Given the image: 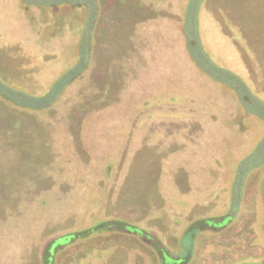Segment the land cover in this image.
I'll return each mask as SVG.
<instances>
[{
  "label": "rangeland",
  "instance_id": "1",
  "mask_svg": "<svg viewBox=\"0 0 264 264\" xmlns=\"http://www.w3.org/2000/svg\"><path fill=\"white\" fill-rule=\"evenodd\" d=\"M25 1L32 5H30V14L34 15L36 23L24 16L20 8V0H0V34L16 35L20 21L26 24L25 28L30 29L37 24L44 29L49 24H40V20L55 17L58 20L59 30H64L67 36L72 35L73 38L69 45L63 41L59 44L71 47L70 51L66 48L61 53L62 56L64 54L75 56L64 60L60 57L59 61H64L67 65L63 68L61 66L60 70L64 73L72 67L82 53L89 64L91 39L95 33L93 30L99 19L96 0H68L70 2L61 0L57 2L59 6L51 5L52 0ZM198 1L195 0L192 7H187L189 0L178 3L180 8L174 9L173 5L174 10L183 14V20L178 24L171 21L168 23L169 27L165 26L173 34L171 45L168 43L170 37L167 34L165 36L157 32L154 35L157 42L152 44L153 47L151 46L149 52L152 58L148 60V63H153L152 65L146 68H134L133 73L129 67L134 61L129 60V65L119 69L116 74L99 75L88 73L87 64L82 74L65 87L58 101L46 108L59 113L63 119L65 116L70 117V120L75 117L78 122L57 121L58 123L55 122L48 129L60 133L59 181L53 186L31 190L28 188L26 195L15 197L13 194L11 198L13 202H7L6 205H10L11 210L10 216L0 222V264H43V251L47 243L54 239L51 244V256L56 264H135L136 256H139L137 264H237L238 262L242 264L240 262L244 259H264V220L260 219L264 215V127L259 120H253L259 125L249 126L246 130L247 134L244 132L242 133L244 135L239 134L241 136L234 138H231L233 130L224 128L230 140L219 148L221 151L219 156L224 164V170L217 173L221 179L219 201H212L211 188H204L202 191V187H197L199 190H195L198 192L192 200L178 198L179 190L187 192L190 189L189 183L180 176V174L186 175L187 172L184 170L171 172L175 178L176 193L167 192L164 195L162 192L164 166L167 163H172V166L179 162L188 164L194 162L196 158L200 159V156L207 158L205 161H211L213 155L208 154L210 148L206 147L207 138L211 140L215 135L211 125L217 122L216 115L211 119V104L213 99L217 103L225 101L223 98L222 101L219 100L217 98L219 96L211 91L218 85L214 79H221L203 73V68L195 63L193 57H190L188 46L183 40L186 37V27L184 28L186 13L189 10L191 18L197 20L201 8ZM213 3L218 8L230 4V10L234 7L236 11L232 15V10L230 12L226 9L221 10V7L218 13L222 20H210V25H216L212 44L214 46L221 44L225 52H228L226 59L235 64L254 88L264 95V0H208L206 9L209 10V14H212ZM84 7H89L90 18L94 20L83 28L82 24L86 17ZM219 16L211 18L216 19ZM196 25L197 22H194V28ZM100 31L103 32L101 28L96 29V36L102 35ZM83 35L86 40L84 44ZM174 37L179 38L178 44L174 42ZM147 44L141 43V45ZM73 50H76V53ZM145 52L143 50V54L140 55L145 56ZM131 53L133 54L129 52V55ZM5 55L0 52V57ZM49 55L47 62L58 60ZM164 63H171V67L164 68ZM169 70L172 71L167 74ZM235 75L245 82L241 76ZM5 84L8 85L5 89L0 86V93L3 94L0 95L2 104L0 109L7 116L10 113L17 116L24 115L13 109L44 110L32 108L31 105L22 106L6 97L14 96L10 93L13 90L22 91L32 97L27 98L25 103L33 104L37 99L34 97H41L49 89L27 92ZM147 85L149 87L143 90ZM228 85L235 90L231 84ZM186 89H192L193 94L189 98H183ZM170 90L173 104L141 107L142 103L148 105L150 98L164 93L169 94ZM227 93L229 99L228 103L224 102L228 107L224 110L225 118H228V121L232 119L235 121L237 118H230L229 101L236 93L233 90ZM139 95L137 100H133L134 96L137 98ZM180 101H185L187 104L178 106ZM132 110H135L134 113ZM93 113H97L94 117L105 113L110 116L116 115L119 121L103 126L98 123L100 118H91V122H88L90 120L88 119L84 123V118ZM126 116L131 117L128 130L131 125L133 128L130 132L129 147L113 160L118 140L113 148L105 144H109L107 138L111 137L112 131L116 140L115 127L112 129V126L119 127L120 122H122L119 130L121 136ZM43 118L47 119L46 116ZM152 120L154 121L148 123ZM249 121V118L242 117L237 123L244 124ZM41 125L46 131V122ZM12 126L17 130L18 121ZM5 127L9 129V122L3 120L0 129L7 130ZM22 128L26 129L24 126ZM71 133L79 137L83 136L85 146L93 157L87 154L83 157L74 155L68 144ZM45 139L51 141V134H47ZM214 139L213 137L212 140ZM35 141L38 144L41 142L40 138ZM95 142L100 146L95 145ZM201 147H203L202 151H205L204 155ZM132 150L136 151L134 155L130 153ZM211 150L216 152V149ZM83 159L86 162H82ZM18 161V155L10 156L7 166L8 169H13V173L16 172ZM204 173L209 175L210 183L211 171ZM12 189L24 190V187ZM236 192L240 194L238 197L240 205L234 221L222 229L199 228L198 233H200L194 238L195 250L188 261L182 263L180 259L174 260L185 256L186 249H189L193 243L191 233L183 235L188 226L199 219L212 217L219 219L225 215L231 207ZM214 193L217 195L219 189H215ZM229 193H231L230 205L227 204ZM202 199L204 207L201 209L196 204L200 205ZM199 210H203V217H198L201 213ZM114 218L129 221L149 231L150 234L157 235L167 253L174 259H168L165 263L160 252L161 244L149 240L151 237L144 234L145 237H139L135 233L105 230L87 233L75 239L70 235L57 238L58 235L74 233L80 228L90 227L99 220L107 222ZM181 244L185 249L182 250ZM50 260L52 261V258Z\"/></svg>",
  "mask_w": 264,
  "mask_h": 264
},
{
  "label": "crops",
  "instance_id": "2",
  "mask_svg": "<svg viewBox=\"0 0 264 264\" xmlns=\"http://www.w3.org/2000/svg\"><path fill=\"white\" fill-rule=\"evenodd\" d=\"M58 1L59 0H52L50 4L59 6L57 3ZM163 1L164 2L152 0H96L99 10V19L97 21V25L94 27L95 30H93L95 33L93 34L91 39L88 64L89 70L87 72L99 75L116 74L119 69H124L126 65H129V60L134 61L133 63L131 62L132 66L129 67L130 69H132L131 72L133 73L135 72L133 71L134 68H146L149 67L148 65H152L153 63H148V60L152 58L149 55L151 46L153 47L152 44H155L157 42V39L154 37V35L157 32L165 36L167 34L170 37L168 38V43L171 45V36L173 37V34L171 30L166 29L165 26L169 27L168 23H171V21L177 22L178 24L183 20V14L174 10L176 8H180L179 4L183 3V0ZM25 3L27 2L25 1ZM206 4H208V0H204L201 4V8L199 9V14L196 20L198 24L197 27L199 30V36L202 40L203 45L206 46V48L209 49L210 52H212L219 58V63L221 65L225 66L232 73L241 76L247 83L252 94L264 102V95L254 88L250 81L244 76L243 72L239 70L235 64L226 59V54H228V52H225V49L221 47V44H218L217 46H214L212 44L214 40L213 31H215L214 27H216V25H210V20H222L220 19V14L218 13L221 7V10L226 9L229 12L232 10V15H234V12L236 11L235 8L233 7L230 10V4H226L224 6L222 5L220 6V8H218L216 4L213 3V7H211L212 14H209V10L206 9ZM30 5L31 4H29V7L32 6ZM76 5L79 6V4ZM173 5L175 7L174 9ZM83 9L85 10L87 17L89 7H84ZM216 16H219V18H211H214ZM86 17L83 21L85 25L82 24L83 28L87 24ZM25 22H27V20ZM54 22V17H52L51 19L49 18L46 25H53ZM101 22H103V24H101ZM22 24L23 22L20 21V24H18V30L15 33L16 35L0 34V52L6 54L4 57H0V79L13 87H17L20 90H24L27 92L34 90L40 92L47 91L49 89V86L53 84L63 73V70L61 71L60 67L62 66L63 68L67 66L66 62L59 61L60 57L63 60L75 57L74 55L69 56V54H64L62 56L61 54L66 50V48L67 51L71 50V47H69L68 45L73 39L71 37L72 35L70 34L71 36H67L64 33V30H60L62 32H50L49 34H46L45 28L41 29L39 26H36L29 29L24 27L26 26V24ZM56 26L57 28H59L58 24ZM97 28H99V30L100 28L103 30V32L100 31L102 35L96 36ZM174 40L176 44H178L180 41L179 38L175 37ZM61 41H63L64 43L66 42L68 44L67 47L60 46L59 44L61 43ZM29 42H31L30 45ZM141 43L148 44L141 45ZM80 44H82L81 39ZM169 49L171 50V48ZM143 50L146 51L145 56L140 55L143 54ZM73 51L76 53V50ZM129 52H133V54L131 53V55H129ZM48 55L52 58L54 56L55 59L58 60H56V62H47V59H49ZM78 57L80 58L81 54ZM166 64L167 63H164V68L171 67V63H168L167 65ZM44 68L46 69L44 70ZM171 71L169 70L166 73L170 74ZM144 73L146 72L144 71ZM182 73L186 74V72H181V74ZM84 74H86V71L84 72ZM148 87L149 85H147L146 88L143 87V90L147 89ZM137 88L139 87L137 86ZM139 97L140 95L137 98L136 96H134L133 100H137ZM1 110L2 109H0V123L3 120L4 122H9V129H7V127H5L7 130L0 129V222L5 220L6 217L8 218L10 216L9 213L11 207L10 205L6 204L7 202H13V200L11 199L12 196L15 195V197H18L21 195H26L28 193V188L31 190L34 188L53 186L55 182L59 181V171L61 166L59 152L60 133H55L53 130L49 131L48 129H50L55 122L58 123L59 121H63L65 123L78 122L75 117L73 120H70V117L68 116H65V118L63 119L60 117L59 113H56L55 111H52L50 109H44L41 111L13 109L14 111H19L18 113L22 112L24 114H18V116L13 115L12 113L8 114L9 116H7ZM105 112L107 113V110ZM40 113H45L43 115L46 116L47 119L44 120V116ZM106 113L98 117H94V114L97 113L90 114L86 116V118H84L83 122L85 123L86 121H88V119H90L88 122H91V118H100L98 123H101V125L103 126H107V124L109 123L112 124L115 121H119L118 116H110ZM217 113L218 112H216V110H212L211 119H214L213 117ZM154 120L149 121L148 123H151ZM17 121L19 123V128L17 130H14L15 128L12 125L16 124ZM44 122H46V128L49 132L43 129V125L41 124H44ZM121 123L122 122H120L119 127H116V125L112 126V129H114L115 127L114 130L116 132V140H114L115 137L112 131L111 137L107 138V140H109L107 143L109 144H105L108 145L107 147L113 148L116 141L118 140L117 137L120 134L119 130L121 129ZM22 126H24L26 129H23ZM147 129H149L148 126ZM132 130L133 128L131 125L129 130L127 131L128 133L126 136V141L121 151L122 154L123 151L127 147H129L130 132H132ZM47 134H51V141L45 139V136ZM213 137L214 136H212V139ZM38 138H40L41 140L40 144L35 141ZM54 139H56L55 143ZM212 139L209 140L208 137V141L206 140L208 143L206 147L210 148L208 154H210V156L213 155L211 157V161H205L207 158L205 159L203 156H200V159L196 158L194 162L191 161L188 164L179 162L175 163V166H172V163H167V165L164 166L165 173L163 178H165L162 185V192L164 195H166L167 192H172V194L176 193L177 187L175 186V178L174 174L171 172L184 170L187 172L186 175L182 176V174H180V176L189 183L188 186L190 187V189L187 192H183L181 190L178 191L177 189V191L180 193L178 198L188 201L192 200L198 192L195 190H199V188L202 187V191H204V188H211L210 197L212 201H219L218 197L221 192V179L217 173L224 170V164L223 160L219 156L221 152L216 151L214 153V151L211 150L214 149V146L209 143L210 141H212ZM214 140H216V138ZM68 144L72 148L74 155L76 154L83 157L85 154H87L90 157H93V154L88 151L87 146H85L83 136L79 137L76 136L75 133H71L70 137H68ZM94 144L100 146L98 142H95ZM200 149L204 155L205 151H202L203 147H201ZM82 150H84V152H82ZM15 151L17 154L13 153ZM130 153L131 155H134L136 151L132 150ZM12 155H18L19 157V161L17 163V166L15 167L16 172L14 173L12 172L13 169L11 170L9 168V170L7 166L10 160V156ZM221 160L222 163H220ZM81 161L86 162L84 161V159ZM205 171H211L212 180H210V183L208 181L209 175L205 174ZM19 187H24V190L13 191L12 189ZM217 188L219 189V193H217L216 195L214 193V190ZM230 200L231 193H229V199L227 203L228 205H230ZM203 204L204 202L202 199L200 205L197 203L196 206L202 209L204 207ZM199 211L201 213L198 215V217H203V210Z\"/></svg>",
  "mask_w": 264,
  "mask_h": 264
},
{
  "label": "flooded vegetation",
  "instance_id": "3",
  "mask_svg": "<svg viewBox=\"0 0 264 264\" xmlns=\"http://www.w3.org/2000/svg\"><path fill=\"white\" fill-rule=\"evenodd\" d=\"M152 1H158V0H152ZM159 1H162V0H159ZM203 1L204 0H199L198 4L200 3V5H201L203 3ZM194 3H195V0H189V5L187 7H189V6L192 7V5ZM20 8H21L22 13L29 20L36 23V19H35L34 15L30 14V7H29L28 3H25L24 0H20ZM45 16L46 15L44 14V17ZM54 20H55V22L53 25H49V26L45 27V33L46 34H49L50 32H53V33L62 32L56 26L57 25V19L55 17H54ZM93 20H92V18H90V11H89L87 13V17H86L87 24L90 21L92 23ZM47 22H48L47 18H42L40 20V24L45 25ZM194 22H197V21L196 20L194 21L193 18H191V13H189V10H188L186 13V20H185V25H184V28L186 27V29H185L186 37L183 40H185V42L188 46V51L190 53V57L195 58L196 62L198 63V66H201V68H203V73H205L206 75H208L210 77H214V78L217 77L221 80H224L228 84H231L239 94V96H237L235 94L234 98L231 97L232 99H230V101H229L231 104L230 118L231 117L237 118L235 121H228V120L223 121L222 120V118L225 117L223 114L224 110L226 108H228L227 106H225L224 101L221 100L222 101L221 103H217V101H215L213 99L212 104H211V110H216V112H218V113L215 114L217 117V122L215 123V125H213L214 123H212L213 126L211 125L212 129L215 130L214 138H216V140H212L209 143L214 146V149H216V151L221 152L219 150L221 145L223 143H227V140H230V137L228 138V136L225 134L224 128H227V129L231 128L233 130V132H231V135H232L231 138H234L235 136H241L239 134H242L244 132H245L244 134H247L246 130H244V129L246 127H249V126H252V127L258 126L259 123L257 121L254 122L253 120L254 119L258 120V117H264V104L260 103L256 99H254L250 93H247L246 91L242 90V88L239 87V85L237 84V81L235 79L236 75L234 73H232L231 71H229L225 66L221 65L219 63V58L215 54L210 52L209 49L206 48V46L203 45L202 40L199 36V30L197 27L198 24L194 28ZM36 26H38V25L36 24ZM226 75H228V76H226ZM243 107H244V109H243ZM251 116H252V118L250 119ZM242 117L249 118L250 121L247 123H244V124L237 123L239 119H242ZM244 120H246V119H244ZM244 134H242V135H244ZM218 139H219V141H218ZM260 219L264 220V215H262ZM233 221L234 220H232L231 222H233ZM231 222L228 223L227 225L231 224ZM259 224H261V222H259ZM227 225H226V227H227ZM222 228H224V227H220L219 229H222ZM215 229H218V227ZM146 232H147L149 237L161 242V240L159 239V237L157 235L150 234L149 231H146ZM199 233H198V235H199ZM135 234H137L139 237H145L141 233L135 232ZM183 235H184V233H183ZM183 235H182V237H183ZM147 239H149V238H147ZM181 246H182V250H183V248L185 249V247L182 244H181ZM250 257H251V255H250ZM138 260H139V256H136L135 264L138 263ZM175 260H177V258ZM182 263H184V260H182ZM240 263H242V264H264V259L256 260V259L250 258L248 260L244 259Z\"/></svg>",
  "mask_w": 264,
  "mask_h": 264
},
{
  "label": "trees",
  "instance_id": "4",
  "mask_svg": "<svg viewBox=\"0 0 264 264\" xmlns=\"http://www.w3.org/2000/svg\"><path fill=\"white\" fill-rule=\"evenodd\" d=\"M59 1H61V0H59ZM66 1H68V0H66ZM84 36L85 35H83V44L86 42V40H84ZM84 52H86V51H84ZM84 56L85 55L82 53L79 60L72 67L67 69L53 83L52 87L49 88V90L44 95H42L41 97H39V96L34 97L37 99L34 100L33 104L25 103L27 98L31 99L32 97L30 95H28L22 91H18V90H15V92H14V90L10 92V93H13L14 96L8 95L6 97V95L4 94V97L8 98L9 100H11L13 102L15 101L18 104H21L22 106H25V107H27V105H31V106H33L32 108L35 107V109L36 108L46 109V108L52 106L55 102L58 101L59 96L61 95V93L63 92L65 87L68 84H70L73 80L78 78L82 74L83 70L86 68V66L88 64V59L87 58L85 59ZM226 76H228V75H226ZM235 79H236L239 87L242 88V90L246 91L247 93H250L254 99H256L260 103L264 104L263 101H261L259 98H256L252 94L250 88L248 87V85L244 81H242L238 76H235ZM0 86L5 89V87H7L8 85H6L4 82L2 83L0 80ZM0 95L3 96L2 93H0ZM238 197H240V194H239V192H236L235 195L233 196V199L231 202V207H230L229 211L225 215L220 217L219 219L214 218V217L203 218V219L196 220L195 222H193L192 224H190L188 226V228L184 232V235L187 233H191L193 243L191 246H189V249H186L187 253L185 254V256H183V257L180 256L177 259L184 260V263H185L186 261H188L189 256H191L193 254L194 249H195V239L194 238H196V236L198 235L199 228L203 229V227H206V228L215 229V228H217V226H219L218 228H220V227H224L225 225H227L228 223H230L232 220L235 219V217L239 211V205H240V200L238 199ZM105 230H107V231H112V230L115 231L116 230V231L129 232V233L137 232V233L144 234L145 236H148L147 232L143 228H141V227H139V226H137V225H135L129 221H126L123 219H117V218L116 219L114 218V219L107 221V222H101L94 227L87 228V229H84L82 231L69 233L65 236H69V235L74 236L73 239H75L76 237H80V236L87 234V233H91L94 231H105ZM54 240L48 242L44 251H43V255H42L43 264H56L55 259L53 261V257L51 256V244ZM149 240L158 241V240H155L153 238H150ZM159 243L161 244L160 252L162 253L163 260L165 263H167L168 259H172V257L167 253L163 244L161 242H159ZM50 258H52V261L50 260Z\"/></svg>",
  "mask_w": 264,
  "mask_h": 264
},
{
  "label": "water",
  "instance_id": "5",
  "mask_svg": "<svg viewBox=\"0 0 264 264\" xmlns=\"http://www.w3.org/2000/svg\"><path fill=\"white\" fill-rule=\"evenodd\" d=\"M193 60L195 61L196 64H198L195 60V58H193ZM201 68V67H200ZM216 84H218L216 87H213V89H211V91H214V95L216 96H219L217 98H219V100H222V98L225 100L224 102L225 103H228V93L230 90H233L236 94H237V91H235L232 87H230L228 84H226L225 82L221 81V80H218V79H214ZM228 90V91H226ZM185 94L183 96V98H189L192 96V89H186L185 90ZM218 92V93H217ZM221 92V93H220ZM217 93V94H216ZM238 96V94H237ZM150 103L148 105H144L142 103V106L141 107H155V106H164V105H168V104H173L172 102V92L170 90L169 94H160L158 97H152L149 99ZM175 104V103H174ZM187 103L185 101H180V103H178L177 105L178 106H184L186 105ZM137 107H139L138 105H136ZM139 109V108H137ZM135 110H132V113H134ZM228 113V112H226ZM224 116L225 113H223ZM252 118V116L250 117V119ZM130 119L131 117L130 116H126V118H124V131L122 132L121 136H119V139L116 143V146H115V151H114V156H113V160L116 159L117 156H119L123 146H124V141H125V137H126V132L128 131V127L130 125ZM223 121H226V120H229L228 118H222ZM258 120L260 121L261 123V126L263 125L264 127V117H258ZM231 121H234V119H232ZM249 127H246L244 130H248ZM263 132H264V128H263ZM109 181V180H108ZM101 222H104L103 220H99L97 224L101 223ZM97 224H92L90 227H83L82 229L80 228L79 231H82L84 229H87V228H91V227H94L96 226ZM69 233H64V234H61V235H58L57 238L61 237V236H64V235H67Z\"/></svg>",
  "mask_w": 264,
  "mask_h": 264
}]
</instances>
